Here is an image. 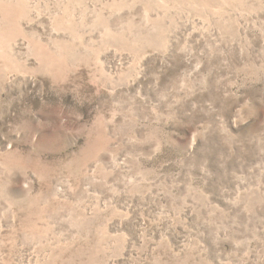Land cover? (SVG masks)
Instances as JSON below:
<instances>
[{"label":"rangeland","instance_id":"374dc122","mask_svg":"<svg viewBox=\"0 0 264 264\" xmlns=\"http://www.w3.org/2000/svg\"><path fill=\"white\" fill-rule=\"evenodd\" d=\"M0 264H264V0H0Z\"/></svg>","mask_w":264,"mask_h":264}]
</instances>
